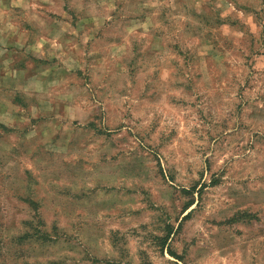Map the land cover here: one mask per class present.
Segmentation results:
<instances>
[{"label":"rangeland","instance_id":"obj_1","mask_svg":"<svg viewBox=\"0 0 264 264\" xmlns=\"http://www.w3.org/2000/svg\"><path fill=\"white\" fill-rule=\"evenodd\" d=\"M0 264H264V0H0Z\"/></svg>","mask_w":264,"mask_h":264}]
</instances>
